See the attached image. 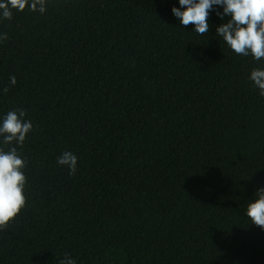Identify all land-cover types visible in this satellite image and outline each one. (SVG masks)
<instances>
[{"label": "trees", "instance_id": "trees-1", "mask_svg": "<svg viewBox=\"0 0 264 264\" xmlns=\"http://www.w3.org/2000/svg\"><path fill=\"white\" fill-rule=\"evenodd\" d=\"M173 7L46 0L0 20V122L20 108L33 124L0 264H264V229L245 214L264 188V97L249 80L264 58L216 35L220 6L203 35Z\"/></svg>", "mask_w": 264, "mask_h": 264}, {"label": "clouds", "instance_id": "clouds-1", "mask_svg": "<svg viewBox=\"0 0 264 264\" xmlns=\"http://www.w3.org/2000/svg\"><path fill=\"white\" fill-rule=\"evenodd\" d=\"M180 8L173 7L172 13L182 25H194L197 34H206L210 30L208 16L213 6H220L223 11L217 16L227 23L216 28V35L223 38L227 46L235 53L253 60L264 58V0H179ZM28 7L32 12L44 14L47 11L46 0H0V20H11L13 11L24 12ZM183 9V10H181ZM7 34H0V41L6 40ZM249 80L258 94L264 97V68H253ZM11 85H16V77L10 76ZM8 87L3 88L7 94ZM26 112L17 108L10 110L0 122V137L5 145H14L5 150L0 148V230L14 221L25 207L24 190L26 176L23 169L26 161L18 152L33 124L25 119ZM78 158L71 151H64L57 157L59 166L67 167L69 175H75ZM255 199L248 203L246 215L252 224L264 229V188L255 193ZM59 264H76L68 253L63 254Z\"/></svg>", "mask_w": 264, "mask_h": 264}]
</instances>
